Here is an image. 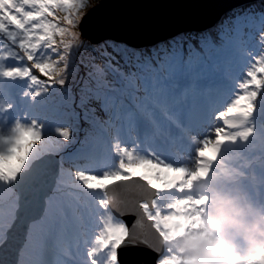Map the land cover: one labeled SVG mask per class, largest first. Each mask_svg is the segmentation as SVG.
<instances>
[{
    "label": "snow or ice",
    "instance_id": "snow-or-ice-1",
    "mask_svg": "<svg viewBox=\"0 0 264 264\" xmlns=\"http://www.w3.org/2000/svg\"><path fill=\"white\" fill-rule=\"evenodd\" d=\"M90 5L91 0H0V51L4 53L0 60L13 61L0 66V77L26 82L28 89L22 95L31 101L57 85L63 88L73 58L84 47L77 29L86 22ZM254 26L255 33L246 32ZM253 40L258 51H245L247 62L230 99L222 108L210 109L202 103L201 85L215 82L220 70ZM113 52L120 54L116 48ZM113 52L105 49L101 53L105 68L113 73L111 81L106 79L104 70L94 68L92 60L80 61L78 67L87 69V83L82 86L78 106L95 101L106 117H93V126L99 131L94 141L95 152L110 148L117 158H124L118 159V170L101 174L76 170L75 179L85 189L99 192L117 182L137 178L157 198L138 205L142 211L131 229L126 221L111 214L109 201L101 198L99 204L104 210L101 215L105 219L95 237L96 246L91 247L88 256L90 264H120L121 248L130 243H144L156 253L155 264H164V250L145 241H135V227L146 220L155 234L162 237L171 230L168 221L174 215L173 209L182 203L175 197L166 202L163 198L180 188L181 176L188 178L190 162L219 163L226 150L247 148L255 144L257 137L264 139V124L258 127L256 123L257 114L264 112V0L259 5H249L215 37L202 36L198 46L172 45L136 56L134 63L125 60L127 72L121 70ZM34 70L45 79L41 80ZM41 85L42 90L33 87ZM11 108V104L5 106L6 111ZM23 120L27 122L17 119L10 128L11 135L0 140V191L10 194H14V184L29 166L28 159L35 152L34 141H43L46 137L44 122L35 117L29 119L28 114ZM53 132L61 144L72 141L69 128L56 125ZM133 133L145 138L159 137L168 143L187 140L188 160L172 161L151 144L150 150L138 154L136 148L122 144ZM25 149L27 159L21 155ZM260 159L264 162V148ZM137 169L145 170L146 174L137 177ZM14 225L15 220L7 226L0 222V251L7 248ZM68 228L67 215L60 210L58 221L46 233L37 237L35 228L27 232L24 243L16 250L13 264H67L46 257L60 247ZM33 250V258L26 260L25 252ZM63 251L69 254L68 249ZM101 251L106 253L103 259L99 258ZM0 264L6 262L0 259Z\"/></svg>",
    "mask_w": 264,
    "mask_h": 264
},
{
    "label": "rangeland",
    "instance_id": "rangeland-1",
    "mask_svg": "<svg viewBox=\"0 0 264 264\" xmlns=\"http://www.w3.org/2000/svg\"><path fill=\"white\" fill-rule=\"evenodd\" d=\"M95 2H97V0H91L89 10L93 8ZM77 31L79 32V29ZM82 42L84 47L81 48L79 50V54H77L73 58L74 61L80 63V58L78 59L80 55H82L81 60L88 59L92 60L93 63L95 60L97 63L96 65H94V68H101L105 72L106 79H108L109 81L113 80V73L110 69L105 68V59L101 55V53L105 49H107L109 52H113V49H109L108 46H96L97 43L101 44V41L96 42V44L87 40H84ZM92 44L95 45L91 46ZM2 55H4L3 52L0 54V56ZM113 55L116 56L117 53L113 52ZM118 60H123V57H119ZM241 64L242 66H240V64L239 66L241 67L242 71L246 63ZM120 67L122 71H125L124 66ZM72 69L74 73L77 72V67L75 65L72 66ZM79 69L81 70V67H79ZM86 71L87 69H85V72ZM72 72H70V74H72ZM81 77V79L79 78L75 81H71L69 84L66 83L65 86L69 85V87L73 88L76 85L81 86L84 83H87L85 74L81 75ZM235 82L233 83L232 88L229 86L225 90L228 92V95L231 94ZM25 86L28 87V85ZM24 92L25 90L20 92V103L24 100V96L22 95V93ZM9 93L10 92L6 87V83L2 84L0 82V140H2L5 136L11 135L10 128L13 126L17 119H20L21 122H27L23 120V116L25 114H28L29 119H31L35 117L34 113L37 112V110H30V108L27 109L26 106L19 107L18 99L10 97ZM226 102H224V104ZM202 103L208 106L205 101V96L202 97ZM8 104L12 105L10 111L5 110V106ZM224 104L219 108H222ZM262 104H264V102H262ZM83 107L84 111L79 113L80 117L82 114H85V112H89L90 119H93L94 117L92 116V114H95V117L106 119V117H104L103 114L99 111V105L95 101L87 103ZM90 109L94 111H89ZM26 111H29V113ZM98 112H100V114H98ZM35 118L38 117L36 116ZM43 121L45 122L44 119ZM56 125H59V123L52 121L51 124H48L47 129L45 128V139H43V141H34V143H36L37 145H43L41 150H46L49 146H51L52 151L61 154V156L63 157V162L61 163V174L66 178L63 186V192L60 190V188H58V190L55 189L51 194V199L49 200L48 205L50 219L47 220L46 216H42L41 219L47 220L44 222H49L47 225L50 226L51 224L58 221L60 210H62L63 207L68 208L70 211L73 205L78 207L75 204L76 202H78L79 209L74 215L75 219H77L78 222L75 221L74 217L70 218L68 216L69 213H66V215L69 224L68 235L75 230L78 231L80 237H78L75 243H80V245L77 247L70 245L66 248V245H64L62 241L60 247L49 254L64 253L63 249H68V255H72L77 264H90V257L88 256V252L90 251L91 247L96 246L95 237L97 236L98 232L101 231L100 226L105 219V217L101 215L104 210L100 206L99 201L101 200V198L106 199V194L105 191L96 192L85 189L81 185V183L75 179V171L94 170V172L97 174H101L104 171H115L118 170V159H123L124 157L117 158L110 148H105L103 151L98 152V156L102 158L100 159V161L96 160L97 166L95 168L87 170L92 166L86 164V168L85 166H80L75 163L74 165H72L71 163L73 162L67 160V158H69L73 152L70 150L75 148L77 151H80L83 148L81 140L84 141L86 138L92 140L91 145L88 148L90 149V153H94V156H96V152H94V138L99 132L98 128L68 126L66 128H69L72 132V141L61 144L59 143L57 136L53 132V128ZM203 126L204 124L203 122H201L200 127ZM75 128L78 129L75 130ZM177 142L181 143L180 147L175 146ZM177 142L168 143L160 139L159 137L145 138L137 136L135 133H133L130 138L125 137L122 141V144H126L129 148H136L138 154H140L142 151L150 150L148 146L149 144H151L172 161L183 162L188 160L187 140ZM248 147L246 149H248ZM235 149L236 147L226 150L224 153H222L221 162L219 163L203 162L198 164L190 162L188 165L190 169L188 178L183 179V177L181 176L180 188L177 189L175 193L169 194L168 196L163 198V202H166L167 199L173 197L182 201V203H180L177 208L173 209L174 215L168 221L171 230L165 234V237L167 240H170L171 250L169 253H165L164 255V262H166L167 264H197L198 257L195 250L201 244L207 245L210 248V250L208 251L213 256V264H229V260L230 264H264V240H262V238L264 237V195L259 196V191L261 190V188L256 189L255 191H247L238 194L231 188H229V186H226L224 184L225 179L228 181L240 179L243 173H246L247 175H253L256 181L261 184V181H264V179L261 177V174L263 173H258V166L261 162V159L257 156L259 152L251 150V164L248 165L249 169H246L242 167L241 162L233 158L234 156H232V151H234ZM26 151L27 149H25L22 153H25ZM210 154V152H206V155ZM29 160L30 163L33 160V157H31ZM224 161H228L229 163L225 164ZM136 174L144 175L146 173L143 169H137ZM210 192L212 195H215V198H212L213 200H211V197L206 196L207 194H210ZM17 196L18 195L15 189L14 194H10L7 191H0V222L5 223L8 217L13 216L15 213V208L17 216V208L19 206L17 205ZM62 197L64 198L62 199ZM204 198L211 200L210 203H207V201L203 202L205 204L207 203L205 209H209L208 213L202 211L203 204H200V202ZM242 201H245V203H243ZM235 202L237 205L235 204ZM260 204H262L263 207L260 209L261 211H259L258 209ZM193 206L197 209H200L202 212H192ZM231 213H233V215H237H226ZM111 214L115 218L121 219L116 217L113 213ZM212 218L213 220L211 221ZM210 221L211 223L215 224L222 223V227H226L227 235L223 239H219L220 237L216 235L215 230L218 229V225L210 227ZM41 227H34L36 234L40 233L39 229L42 230L45 226H43L42 228ZM240 234H246V236L253 235L258 242L256 247H254L253 245L250 246L249 243L247 244V246L251 248V253H249L248 257H239L237 260H233L230 253L228 252V249L225 247L223 240L229 242L233 235L235 237ZM242 241L246 244L248 239L242 238ZM172 244H174L173 247ZM81 255L85 256L83 257ZM105 255L106 253L101 251L99 253V258L103 259ZM184 259H187V262H183Z\"/></svg>",
    "mask_w": 264,
    "mask_h": 264
},
{
    "label": "water",
    "instance_id": "water-1",
    "mask_svg": "<svg viewBox=\"0 0 264 264\" xmlns=\"http://www.w3.org/2000/svg\"><path fill=\"white\" fill-rule=\"evenodd\" d=\"M255 1L102 0L88 10L89 15L86 22L81 23V29L94 42L111 38L133 46L153 45L183 32L205 30L231 9ZM60 163L59 154L46 153L25 169L14 184L19 193V207L9 234V244L0 251V259L6 264H13L16 250L24 243L31 222L41 219L45 213L47 198L57 184ZM106 193L114 213L123 218L130 229L142 211L138 205L145 200L151 203L156 197L153 190L137 178L117 182L109 186ZM134 231L135 241H145L165 252L164 235L157 236L146 220H142ZM119 258L121 264H155L156 253L144 243H130L120 249Z\"/></svg>",
    "mask_w": 264,
    "mask_h": 264
},
{
    "label": "trees",
    "instance_id": "trees-1",
    "mask_svg": "<svg viewBox=\"0 0 264 264\" xmlns=\"http://www.w3.org/2000/svg\"><path fill=\"white\" fill-rule=\"evenodd\" d=\"M102 1V0H101ZM100 1L97 0V2L94 4V6H96L97 4H99ZM261 2V0H257L254 3L251 4H246V5H242L239 7H236L232 10H230L229 12H227L215 25L205 29V30H200V31H190V32H183L179 35H176L174 37H171L169 39H166L164 41L159 42L158 46L159 47H154V45L152 46H144V47H133L131 45H128L127 43L123 42V41H118V40H114L111 38H108L104 41L101 42V44L97 43L96 46H108L109 49H119L120 50V54L116 55V60H118L119 57H123V60H118L120 62V66H124L125 67V72H127L129 70L128 66L125 65V60H128L130 63H134L135 62V57L136 56H142L143 54H147L157 48H165V47H171L172 45H183L184 47H187L189 44L194 45V46H198L200 38L202 36H206V35H212L213 37H215L218 33V31L226 24H229L230 21L232 19H234L237 15L243 14L249 5H259ZM59 15H63V13H58ZM78 30V29H77ZM210 31V32H209ZM213 31V32H211ZM257 31V28L254 26L251 29H246V32H252L255 33ZM79 32H80V39L81 41L87 40L89 42H94L90 37H88L87 35H84L82 32V29L79 28ZM207 32V33H205ZM59 39V38H57ZM83 39V40H82ZM96 44V42H94ZM92 44L91 46L95 45ZM97 48V47H96ZM258 51V47L255 43V41H248V43L244 46L243 50L237 52L230 60L229 63H227L219 72L217 80L211 84H206V85H201V88L203 91H208L210 90V88H219L223 83H226L228 81L232 82L237 75H240L241 73L238 74V72L241 70V67H234L233 65H239L242 66L241 63H245L247 62V58L245 56V51L247 50H255ZM2 53V51H0V54ZM82 58V55H80L78 57V59ZM86 59V57H85ZM88 60V59H86ZM73 65H75L77 67V72L74 73L72 66L69 70V73L66 77L67 79V83L69 84L71 81H75L76 79H81V75L85 74V68L81 67V70L79 69L78 65L80 63H78L77 61H74L73 59ZM13 63V61H0V66H6L7 64ZM94 63L96 64L97 62L94 60ZM93 63V64H94ZM115 63V62H113ZM94 64V65H95ZM62 66V65H61ZM73 71V72H72ZM70 72H72V74H70ZM34 74L40 76L38 70H34ZM41 80H44L45 78L43 76H40ZM0 82L2 84L6 83V87L11 91V93L14 94V97L17 98V93L21 92L20 90L25 88V91L27 90L28 87H26L25 85H27L26 82L23 81H7L4 78L0 77ZM85 84V83H84ZM82 86H74L73 88L68 86H64L63 88H61L60 86H56L55 89L53 90H49V92L47 94H45L44 96L38 97L36 99V101H31L29 99H25L23 103V105H21L22 103H19L20 107L22 106H26V108H30V110H37V112H35L34 114L40 116V118L45 120V124L47 123H51L52 121L58 122L60 126L62 127H68V126H72V127H94L93 126V119H90V113H87V119H85V114H82L81 117L79 116V113L84 111V107L83 106H78L80 103V97L82 94ZM33 87H39L41 90L43 89V86H33ZM225 92L222 93H215V91L211 92V96L214 98L212 101L209 100L210 104H212V108H214L215 104H219L220 101H217V99L219 97H222V95H224ZM205 97H207L208 95H204ZM79 107V108H78ZM29 112V111H27ZM86 113V112H85ZM78 114V116L76 115ZM98 114H100V112H98ZM92 116H95V114H92ZM83 117V118H82ZM259 120H260V124H259ZM256 123L257 126L259 127V125L264 124V112H260L257 114L256 116ZM78 128H75V130ZM85 129V128H84ZM99 134V132L97 133V135ZM91 140L89 139H85L84 141L81 140L82 145L85 147V145L87 143H89ZM33 146L35 147V152L32 153L33 159L36 158L37 156L42 155L43 153H45L46 151L49 150H41L43 145H37L36 143L33 144ZM262 148H264V139H262L261 137H257L255 144L254 145H250L248 147V149L246 148H236L235 151H233V154L236 158L237 161L241 162L242 167L249 169L248 165L251 164L250 161V155L252 154L251 150H254L256 152H259V154L257 155L258 157H260L261 155V150ZM27 152V151H26ZM26 152L23 153L22 155H25V158L27 159L26 156ZM87 157L89 158H93L91 155H88V153H81L76 155V158H79L78 161H82L84 160L85 162L87 161ZM94 159V158H93ZM95 160V159H94ZM29 159H28V163H29ZM262 161V160H261ZM89 163V162H88ZM92 163V161H91ZM259 170L262 171V173H264V162H261L259 165ZM245 175V174H243ZM245 178H247V180H254L252 175H246ZM66 178L63 179V182L61 181V183H65ZM248 187H254L252 184H248L247 181L245 182ZM233 184H237L239 187H241V185L239 184V182H235ZM255 185V184H254ZM58 188H63V186L57 187L56 190H58ZM63 199V197H62ZM14 200V199H13ZM77 206L79 205L78 202L75 203ZM74 206V205H73ZM78 207L74 206L73 208L69 209L66 207H63L62 210L65 213H69V217H73L72 215L76 214V211H78ZM8 211V210H7ZM47 217V220L50 219L49 217V208L46 211L45 215ZM13 218V217H12ZM47 220H38L35 223L32 224L33 228L35 226L37 227H43L45 226L42 230H40V233H35L34 232V236H40L43 233L47 232V229L49 228V226L47 225L49 222H44ZM6 222H8V224H10L11 220L8 219L6 220ZM6 222L4 224H6ZM41 227V228H42ZM33 228L31 227V230H33ZM38 230V231H39ZM77 236H74V234L68 235V231L67 233L62 237V241L63 244L65 245V243L70 242V239H74L75 241H77ZM35 255V251H26L25 252V259L26 260H30L33 258V256ZM47 259L55 262V261H66L67 264H76V260L71 256V255H65L64 253H55V254H49L46 257Z\"/></svg>",
    "mask_w": 264,
    "mask_h": 264
},
{
    "label": "bare ground",
    "instance_id": "bare-ground-1",
    "mask_svg": "<svg viewBox=\"0 0 264 264\" xmlns=\"http://www.w3.org/2000/svg\"><path fill=\"white\" fill-rule=\"evenodd\" d=\"M210 32V31H209ZM211 32H213V31H211ZM205 33H207V32H205ZM158 44L159 43H156V44H154V47H159L158 46ZM236 80V79H235ZM235 80L233 81V83L235 82ZM216 109V106H215V108H213L212 110H215ZM175 146H177V147H180L181 146V143L180 142H177V144L175 145ZM75 151H77L76 149H75ZM99 154V153H98ZM98 154H96V159L97 158H102V157H99L98 156ZM88 159H87V161L89 162H83L82 164H80V166H85L87 163H88V165H92L91 164V161H95L93 158H89V157H87ZM73 160V159H72ZM71 161V160H70ZM78 161V160H77ZM87 168V167H86ZM92 168V167H91ZM90 168V169H91ZM90 169H88V170H90ZM213 220V218L211 219V221ZM211 221H210V224H209V226L210 227H214V226H216V225H218V229H216L215 231H216V235L218 236V237H220V238H224L225 236H226V228H224V227H222V223H211ZM239 241H242V239H239ZM247 242H249V244L250 245H257V242L258 241H256L255 239H249ZM238 244H242V242H240V243H238ZM249 247V246H248ZM233 255H235L236 257H235V260H237V258L239 257V256H237V255H245V254H249V251H248V248H246V245H244L242 248H241V250L239 251V252H237V251H233Z\"/></svg>",
    "mask_w": 264,
    "mask_h": 264
},
{
    "label": "clouds",
    "instance_id": "clouds-1",
    "mask_svg": "<svg viewBox=\"0 0 264 264\" xmlns=\"http://www.w3.org/2000/svg\"><path fill=\"white\" fill-rule=\"evenodd\" d=\"M195 251L198 257L197 264H213V256L208 251V248L206 245H203V244L199 245Z\"/></svg>",
    "mask_w": 264,
    "mask_h": 264
}]
</instances>
